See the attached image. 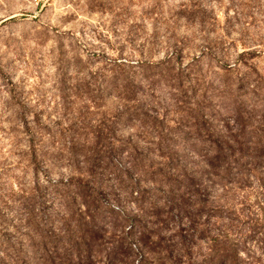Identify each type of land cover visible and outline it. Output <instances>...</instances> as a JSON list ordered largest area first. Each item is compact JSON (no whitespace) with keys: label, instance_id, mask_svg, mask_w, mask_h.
<instances>
[{"label":"rangeland","instance_id":"rangeland-1","mask_svg":"<svg viewBox=\"0 0 264 264\" xmlns=\"http://www.w3.org/2000/svg\"><path fill=\"white\" fill-rule=\"evenodd\" d=\"M159 164L205 171L202 205L239 228L264 219V0H0V264L44 263L29 215L125 236Z\"/></svg>","mask_w":264,"mask_h":264},{"label":"trees","instance_id":"trees-1","mask_svg":"<svg viewBox=\"0 0 264 264\" xmlns=\"http://www.w3.org/2000/svg\"><path fill=\"white\" fill-rule=\"evenodd\" d=\"M162 157L167 162L172 159L169 154ZM220 157H223L220 153L214 155L215 160ZM144 173L152 175L151 183L157 188L151 189L152 197L149 196L145 207L140 208V215L120 217L114 210L98 205L95 206V214L87 215L92 222L104 211L108 216H119L116 230L120 226L124 228L125 223L130 226L125 236H116L96 224L93 225L95 228H89L81 223L85 220L81 214L71 213L70 217L64 215L57 220L47 216L44 224L29 215L26 223L29 229L31 227L34 256L45 260L41 264H47V258L51 261L55 258L59 264H264V219H249L246 228H239L235 216L221 215L224 206L212 203L203 206L201 193L206 187L201 177L207 174L205 171L200 175L198 171L189 172L172 168L169 164H159L155 167L150 165ZM229 179L226 184L237 183ZM61 187L64 188L59 196L69 208L72 200L63 195L65 184ZM234 188L239 187L235 185ZM163 192L168 194V199L162 200ZM79 206L85 208V202ZM228 211L234 213L232 207ZM76 216L79 219L71 228L70 218L72 221ZM225 221L236 226L225 225ZM104 235L110 236L109 241L103 240ZM131 240H135L137 246ZM254 240L261 252L257 258L253 256L254 252L241 250V246ZM200 241L205 244L203 254L198 245ZM244 252L246 260L240 258Z\"/></svg>","mask_w":264,"mask_h":264}]
</instances>
